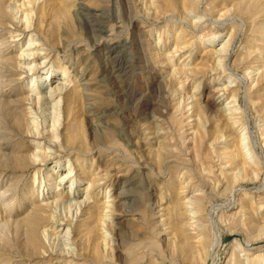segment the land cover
I'll list each match as a JSON object with an SVG mask.
<instances>
[{"label":"rangeland","instance_id":"1","mask_svg":"<svg viewBox=\"0 0 264 264\" xmlns=\"http://www.w3.org/2000/svg\"><path fill=\"white\" fill-rule=\"evenodd\" d=\"M0 264H264V0H0Z\"/></svg>","mask_w":264,"mask_h":264},{"label":"bare ground","instance_id":"2","mask_svg":"<svg viewBox=\"0 0 264 264\" xmlns=\"http://www.w3.org/2000/svg\"><path fill=\"white\" fill-rule=\"evenodd\" d=\"M228 40V39H227ZM223 43H227V42H223ZM30 45V44H29ZM34 45H32V43H31V46L30 47H33ZM222 46H224V45H222ZM218 49H222V47H219ZM40 66V65H39ZM29 67V66H28ZM30 69V68H29ZM30 71V70H29ZM39 78H41L42 79V81H46V79H47V77H46V75L44 74V75H40L39 76ZM224 89V88H223ZM218 92V91H217ZM54 93H55V91H54ZM220 93V92H219ZM222 93V92H221ZM48 95H49V93H48ZM217 95V94H216ZM225 96V95H224ZM50 97V96H49ZM47 98V97H46ZM219 99V98H218ZM66 169V168H65ZM67 171V170H66ZM63 179H65V178H69V176H67V175H65V176H63L62 177ZM67 198H69V193H66V195H65ZM53 224H54V226H55V228H59V227H61V226H63V225H65V223L64 222H62V221H60V220H57V221H55V222H52ZM54 228V229H55ZM55 236V235H54ZM33 237H34V239L32 240V241H36V238H35V235H33ZM55 238V237H54ZM61 239V238H60ZM238 240V239H237ZM239 241V240H238ZM237 241V242H238ZM241 243V242H240Z\"/></svg>","mask_w":264,"mask_h":264}]
</instances>
